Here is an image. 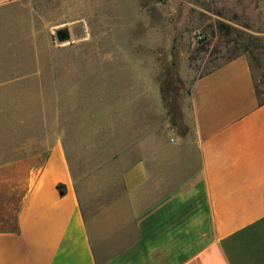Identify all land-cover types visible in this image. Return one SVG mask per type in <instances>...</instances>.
<instances>
[{"label":"rangeland","instance_id":"1","mask_svg":"<svg viewBox=\"0 0 264 264\" xmlns=\"http://www.w3.org/2000/svg\"><path fill=\"white\" fill-rule=\"evenodd\" d=\"M239 54L264 99V0L0 5V163L59 141L91 217L125 197L122 172L147 152L173 171L154 174L145 208L186 176L172 144L195 138L194 81Z\"/></svg>","mask_w":264,"mask_h":264},{"label":"crops","instance_id":"2","mask_svg":"<svg viewBox=\"0 0 264 264\" xmlns=\"http://www.w3.org/2000/svg\"><path fill=\"white\" fill-rule=\"evenodd\" d=\"M190 103L195 138L172 144L186 176L145 208L154 174L173 171L147 152L91 217L59 141L0 163V264H264V99L247 56L197 77Z\"/></svg>","mask_w":264,"mask_h":264},{"label":"water","instance_id":"3","mask_svg":"<svg viewBox=\"0 0 264 264\" xmlns=\"http://www.w3.org/2000/svg\"><path fill=\"white\" fill-rule=\"evenodd\" d=\"M56 34L59 40L67 39L69 37V33L66 29H58Z\"/></svg>","mask_w":264,"mask_h":264},{"label":"trees","instance_id":"4","mask_svg":"<svg viewBox=\"0 0 264 264\" xmlns=\"http://www.w3.org/2000/svg\"><path fill=\"white\" fill-rule=\"evenodd\" d=\"M230 60V59H229ZM219 66V65H218ZM217 67V66H216ZM60 187H62V185H60ZM61 191H62V189H61Z\"/></svg>","mask_w":264,"mask_h":264}]
</instances>
